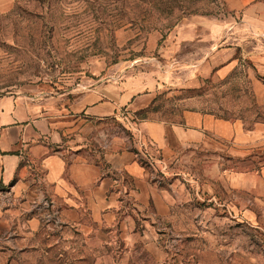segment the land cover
Here are the masks:
<instances>
[{"label": "rangeland", "instance_id": "374dc122", "mask_svg": "<svg viewBox=\"0 0 264 264\" xmlns=\"http://www.w3.org/2000/svg\"><path fill=\"white\" fill-rule=\"evenodd\" d=\"M259 32L227 0H15L0 10V96L59 108L123 72H189L200 47L203 59L217 47L218 61L233 42L244 48L234 68L196 87L163 82L142 111L122 106L99 126L73 116L66 135L101 177L67 191L35 168L0 181V264H264V218L231 203L221 173L240 163L217 141L198 147L170 136L162 151L137 129L181 107L264 123V76L247 56L264 47Z\"/></svg>", "mask_w": 264, "mask_h": 264}, {"label": "crops", "instance_id": "0c3cea01", "mask_svg": "<svg viewBox=\"0 0 264 264\" xmlns=\"http://www.w3.org/2000/svg\"><path fill=\"white\" fill-rule=\"evenodd\" d=\"M14 1L0 0V10L9 8ZM227 2L232 9L242 10L250 29L264 35V0ZM198 41L200 46L201 39ZM243 49L239 42H233L228 47L230 55L222 61L217 59L220 52L217 47L208 48V57L204 59L201 47L194 49V63H191L194 67L189 72H164L154 79L144 72H123L119 79L96 82L78 93L68 106L70 109L65 105L59 108L54 100L45 104V100L35 101L25 95L0 96V181L8 183L14 178L21 181L35 168L59 190L74 188L72 182L79 187L88 186L100 179L101 169L74 148L73 139H68L66 134L73 116L87 121L86 124L98 122L99 126L107 115L117 113L122 106L142 111L151 101L154 103L156 90L163 82L196 87L202 77L211 73L223 75L234 68ZM247 51L253 72L264 76V47ZM180 110L171 118L144 117L137 123V129L162 151L170 149V136L181 145L193 143L198 147L217 141L216 148L240 163L221 169L228 190L234 192L231 203L240 206L247 217L264 218V123L245 127L240 119H228L196 108ZM83 133L77 134L79 138H83Z\"/></svg>", "mask_w": 264, "mask_h": 264}]
</instances>
